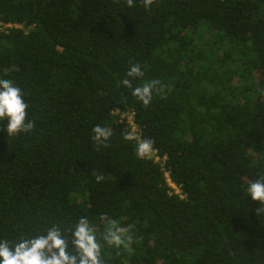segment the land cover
I'll use <instances>...</instances> for the list:
<instances>
[{
  "label": "trees",
  "instance_id": "1",
  "mask_svg": "<svg viewBox=\"0 0 264 264\" xmlns=\"http://www.w3.org/2000/svg\"><path fill=\"white\" fill-rule=\"evenodd\" d=\"M0 23V79L35 125L10 137L0 121V240L71 239L81 217L99 237L106 213L134 239L104 244V264H264L247 193L264 176V0H0ZM137 63L134 87L163 88L148 107L122 84ZM129 115L147 159L122 136Z\"/></svg>",
  "mask_w": 264,
  "mask_h": 264
},
{
  "label": "clouds",
  "instance_id": "2",
  "mask_svg": "<svg viewBox=\"0 0 264 264\" xmlns=\"http://www.w3.org/2000/svg\"><path fill=\"white\" fill-rule=\"evenodd\" d=\"M155 2L156 0H141L145 8H151ZM125 4L131 8L134 6V0H125ZM143 77L141 65L132 64L122 84L131 88L132 95L148 107L153 99V93L159 94L163 88L159 80L145 81L134 87L133 81ZM28 107L19 87L9 79H0V121H7L8 136L30 133L34 129V123L28 120ZM113 133L112 128L96 125L93 128L92 139L98 146L107 148L110 146L108 142ZM122 136L127 141L136 140V155L140 159H147L155 152V142L150 138H138L129 124ZM91 173L97 183L105 179L103 173L95 170ZM247 193L252 201L260 205L257 215L264 213V207H261L264 205V176L249 181ZM99 220L104 226L99 237L98 226L81 217L74 228L68 230L71 239L59 226L54 225L45 234L25 237L12 244L8 240H0V264H104L102 259L104 244L131 250L134 238L129 228L122 227L106 213L101 215Z\"/></svg>",
  "mask_w": 264,
  "mask_h": 264
},
{
  "label": "built area",
  "instance_id": "3",
  "mask_svg": "<svg viewBox=\"0 0 264 264\" xmlns=\"http://www.w3.org/2000/svg\"><path fill=\"white\" fill-rule=\"evenodd\" d=\"M6 28L7 27H12V25H6L5 26ZM16 27H18V26H16ZM0 30H3V25H2V23H0ZM131 116V119H132V123H131V126H132V128L135 126V131H133V132H136L137 131V126L135 125V123H134V116L133 115H129V117ZM128 117V118H129ZM127 121H128V119H127ZM127 124H130V122L128 121L127 122ZM166 177H167V179H168V185L170 186V188L173 190V192L175 193V194H179V195H181V197H184L183 195H182V191L180 190V188H178L175 184H173L172 182H171V180L169 179V175H168V173L166 174Z\"/></svg>",
  "mask_w": 264,
  "mask_h": 264
},
{
  "label": "rangeland",
  "instance_id": "4",
  "mask_svg": "<svg viewBox=\"0 0 264 264\" xmlns=\"http://www.w3.org/2000/svg\"><path fill=\"white\" fill-rule=\"evenodd\" d=\"M128 121L130 122V124H129V125H131V123H132L131 116L128 118ZM128 121H127V122H128ZM134 128H135V126L132 128V130H133V131H135V129H134ZM134 133H135V132H134Z\"/></svg>",
  "mask_w": 264,
  "mask_h": 264
}]
</instances>
